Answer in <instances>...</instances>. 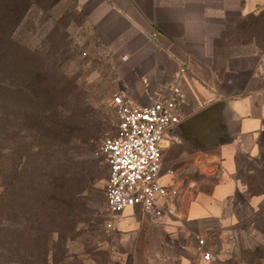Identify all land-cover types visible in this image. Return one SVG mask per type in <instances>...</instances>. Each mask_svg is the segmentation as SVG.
I'll list each match as a JSON object with an SVG mask.
<instances>
[{"label": "rangeland", "instance_id": "374dc122", "mask_svg": "<svg viewBox=\"0 0 264 264\" xmlns=\"http://www.w3.org/2000/svg\"><path fill=\"white\" fill-rule=\"evenodd\" d=\"M236 32L264 48V8ZM114 67L76 0H0V264H122L98 155ZM249 169L221 264H264V151Z\"/></svg>", "mask_w": 264, "mask_h": 264}, {"label": "crops", "instance_id": "0c3cea01", "mask_svg": "<svg viewBox=\"0 0 264 264\" xmlns=\"http://www.w3.org/2000/svg\"><path fill=\"white\" fill-rule=\"evenodd\" d=\"M76 2L115 61V91L131 102L149 106L167 97L180 67L187 69L182 121L162 142L160 183L178 189L177 215L154 219L127 209L108 231L111 246L122 264H221L240 222L250 163L264 151V48L236 39L264 0ZM217 103L225 105L227 142L205 149L191 136L217 129L186 125ZM198 238L215 262L200 259Z\"/></svg>", "mask_w": 264, "mask_h": 264}, {"label": "built area", "instance_id": "2783aa9c", "mask_svg": "<svg viewBox=\"0 0 264 264\" xmlns=\"http://www.w3.org/2000/svg\"><path fill=\"white\" fill-rule=\"evenodd\" d=\"M186 72L185 66L180 67L167 97L149 106L135 104L121 93L113 97L117 131L102 141L98 152L109 169L106 190L108 231L114 229V223L123 212L134 207L154 219L177 215L178 189L160 183L161 144L165 135L182 121V107L187 100L181 80ZM197 251L201 260L216 261L213 253L207 250L205 239L198 238Z\"/></svg>", "mask_w": 264, "mask_h": 264}, {"label": "water", "instance_id": "95a60500", "mask_svg": "<svg viewBox=\"0 0 264 264\" xmlns=\"http://www.w3.org/2000/svg\"><path fill=\"white\" fill-rule=\"evenodd\" d=\"M224 108L225 105L223 103H217L189 119L186 126H197L206 129V126L211 124L210 126H213L218 131L214 135L198 133L195 137L191 136L194 143L201 145L202 148L209 149L227 142V128L224 124ZM186 126L181 127L182 132H184Z\"/></svg>", "mask_w": 264, "mask_h": 264}, {"label": "trees", "instance_id": "16d2710c", "mask_svg": "<svg viewBox=\"0 0 264 264\" xmlns=\"http://www.w3.org/2000/svg\"><path fill=\"white\" fill-rule=\"evenodd\" d=\"M237 33V32H236ZM237 35V34H236ZM237 40H239V39H237ZM244 42H246V41H244Z\"/></svg>", "mask_w": 264, "mask_h": 264}]
</instances>
